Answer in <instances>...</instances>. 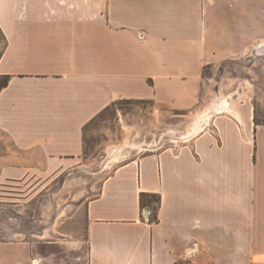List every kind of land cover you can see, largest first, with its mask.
<instances>
[{"label":"crops","instance_id":"1","mask_svg":"<svg viewBox=\"0 0 264 264\" xmlns=\"http://www.w3.org/2000/svg\"><path fill=\"white\" fill-rule=\"evenodd\" d=\"M0 36V181L49 179L117 101L200 108L205 68L264 41V0H0ZM230 109L117 166L84 237L3 241L0 264H264V126ZM141 194L161 197L157 223Z\"/></svg>","mask_w":264,"mask_h":264},{"label":"rangeland","instance_id":"2","mask_svg":"<svg viewBox=\"0 0 264 264\" xmlns=\"http://www.w3.org/2000/svg\"><path fill=\"white\" fill-rule=\"evenodd\" d=\"M259 44L245 54L205 68V102L197 110L181 114L154 101H117L85 128L80 165L49 179L1 180L0 242L59 239L66 234L84 237L86 204L99 194L104 179L134 157L193 138L181 136L221 98L230 108L250 106L264 124V53L257 51ZM6 145L9 142L0 134V152ZM114 152L120 153L117 161L110 160Z\"/></svg>","mask_w":264,"mask_h":264},{"label":"bare ground","instance_id":"3","mask_svg":"<svg viewBox=\"0 0 264 264\" xmlns=\"http://www.w3.org/2000/svg\"><path fill=\"white\" fill-rule=\"evenodd\" d=\"M257 51L260 53H264V42L259 44ZM230 107H229V102L225 99V98H221L218 101H216L215 103L211 104L208 108L205 109V111L203 112L202 115H200L190 126V129L188 130L187 134L182 135L181 137H185V139L187 137H193L195 135H197L201 130L202 127L204 126L205 123H207L208 119L212 116V114L214 112H223V111H230ZM169 135H173L172 133H170ZM174 139H176L175 137H173ZM133 147H137L136 144L132 145ZM139 148H141V145ZM111 161H117L120 159V153L119 152H114L112 154V156L110 157ZM110 161V162H111Z\"/></svg>","mask_w":264,"mask_h":264},{"label":"trees","instance_id":"4","mask_svg":"<svg viewBox=\"0 0 264 264\" xmlns=\"http://www.w3.org/2000/svg\"><path fill=\"white\" fill-rule=\"evenodd\" d=\"M7 84H8L7 78L5 80H3V81H0V91L4 87H6ZM254 121H255V124L256 125H262V126H264V124H261L257 120L256 116H255ZM84 144H85V129H84ZM160 203H161V197L159 195H157V194H141L140 195L141 208L143 210H146L147 209L148 211H150V213H151L150 214V222L151 223H157L158 222V211H159V208H160Z\"/></svg>","mask_w":264,"mask_h":264},{"label":"water","instance_id":"5","mask_svg":"<svg viewBox=\"0 0 264 264\" xmlns=\"http://www.w3.org/2000/svg\"><path fill=\"white\" fill-rule=\"evenodd\" d=\"M144 216H145L146 219L149 218V211L147 209L144 210Z\"/></svg>","mask_w":264,"mask_h":264}]
</instances>
